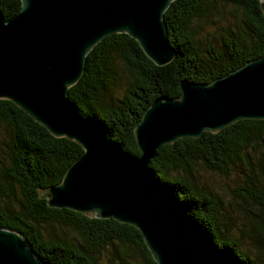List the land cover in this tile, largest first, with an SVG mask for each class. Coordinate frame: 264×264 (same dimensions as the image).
I'll return each instance as SVG.
<instances>
[{"label": "trees", "instance_id": "16d2710c", "mask_svg": "<svg viewBox=\"0 0 264 264\" xmlns=\"http://www.w3.org/2000/svg\"><path fill=\"white\" fill-rule=\"evenodd\" d=\"M218 4L234 7L235 25L224 29L221 41H213L202 33L208 32L206 21L218 14ZM20 9L21 0H0L6 18ZM165 21L176 49L172 62L157 65L134 38L115 33L88 54L83 76L69 89L84 116L137 155L134 126L156 98H178L181 80L209 83L264 54L260 0H175ZM121 70L129 73L125 86L119 80ZM1 132L6 146L5 160H0L1 226L25 234L51 264H158L136 227L48 205L41 190L62 181L84 152L81 145L53 136L7 99H0ZM151 166L159 181L191 207L217 246L230 248L243 264H264V119H242L216 133L163 145ZM234 166H242L243 176L236 192L252 205L244 208L252 231L241 230V239L223 228V203L200 180L201 169L228 175Z\"/></svg>", "mask_w": 264, "mask_h": 264}, {"label": "water", "instance_id": "95a60500", "mask_svg": "<svg viewBox=\"0 0 264 264\" xmlns=\"http://www.w3.org/2000/svg\"><path fill=\"white\" fill-rule=\"evenodd\" d=\"M174 1L21 0L10 18L0 10V99L84 150L60 183L42 189L50 207L136 227L158 264H243L212 241L151 163L178 139L264 119V54L209 83L181 80L178 98H156L134 126L140 155L125 151L69 97L88 54L112 34L134 38L159 66L172 62L165 12ZM0 264L51 263L25 234L0 225Z\"/></svg>", "mask_w": 264, "mask_h": 264}, {"label": "rangeland", "instance_id": "374dc122", "mask_svg": "<svg viewBox=\"0 0 264 264\" xmlns=\"http://www.w3.org/2000/svg\"><path fill=\"white\" fill-rule=\"evenodd\" d=\"M219 12L216 17L212 18L211 22L205 23L204 27L208 31L207 33H202V35L207 36L208 39L213 41H221L225 36V28L229 26H234L233 22V12L234 7L231 5L218 4ZM241 13V12H240ZM238 14L240 17L241 14ZM240 20V19H239ZM232 21V22H231ZM239 22V21H238ZM119 80L122 86L126 85L129 79V73L125 70L119 72ZM4 134L0 133V160L6 157V146H5ZM5 160V159H4ZM242 167V166H241ZM241 167L234 166L228 175L209 172L206 170H200V180L202 183L206 184L208 187L212 188L219 196L223 203L222 210V223L223 228L226 231H230L233 236L240 238L241 230L246 233L252 231V222L246 214L244 208H250L252 205L249 201L239 196L236 192L237 186L241 184L243 179ZM43 196L44 190H41ZM49 230H52L49 228ZM241 239V238H240ZM247 248V244L244 245ZM252 256L258 259L257 253H251Z\"/></svg>", "mask_w": 264, "mask_h": 264}]
</instances>
